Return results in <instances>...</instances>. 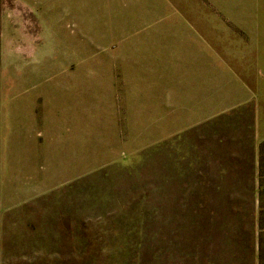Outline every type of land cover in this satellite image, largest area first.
<instances>
[{
    "label": "rangeland",
    "instance_id": "obj_1",
    "mask_svg": "<svg viewBox=\"0 0 264 264\" xmlns=\"http://www.w3.org/2000/svg\"><path fill=\"white\" fill-rule=\"evenodd\" d=\"M255 1L0 0V264H264V141L255 140L254 102L163 143L140 149L137 141L107 166L93 143L78 175L64 164L63 144L43 151L37 135L36 149H25L16 126L23 104L28 110L51 89L67 104L79 81L94 107L112 75L100 70L111 64L105 48L123 33L163 15L232 29L226 17H249ZM41 176L57 180L42 189ZM17 193L41 194L8 197Z\"/></svg>",
    "mask_w": 264,
    "mask_h": 264
},
{
    "label": "crops",
    "instance_id": "obj_2",
    "mask_svg": "<svg viewBox=\"0 0 264 264\" xmlns=\"http://www.w3.org/2000/svg\"><path fill=\"white\" fill-rule=\"evenodd\" d=\"M261 4L262 0L255 1L254 13L249 17L227 16L225 21L231 22L232 29L223 31L191 24L197 20L185 15H163L149 21L155 23L149 29L123 33L110 42L112 47L105 48V53L110 51L111 64L102 62L100 70L106 73L110 66L112 75L101 80L94 107L88 108L87 89L80 81L69 87L67 104L57 101V89H51L37 105L30 104L28 110L23 109L24 104L21 106L16 126L24 131V148L32 151L37 135L43 151L63 144L67 153L64 164L72 168L70 173L78 175L87 171V151L93 143L101 151L100 167L107 166L114 163L112 158L119 157L120 151L135 150L137 141L140 149L163 143L169 133L207 125L252 102L255 140L262 143ZM191 118L192 122L187 123L186 119ZM47 157L45 161L50 163ZM33 159H27L28 166L34 165ZM30 172L27 175L32 185L36 174ZM41 178L38 180H43V188L38 187L42 189L57 180L55 176ZM28 186L29 190L35 188ZM40 194L17 193L8 197L33 198Z\"/></svg>",
    "mask_w": 264,
    "mask_h": 264
}]
</instances>
